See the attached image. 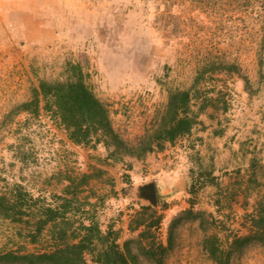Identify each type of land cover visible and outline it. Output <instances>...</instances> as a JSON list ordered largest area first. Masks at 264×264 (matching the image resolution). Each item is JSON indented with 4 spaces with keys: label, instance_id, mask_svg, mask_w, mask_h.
Segmentation results:
<instances>
[{
    "label": "rangeland",
    "instance_id": "1",
    "mask_svg": "<svg viewBox=\"0 0 264 264\" xmlns=\"http://www.w3.org/2000/svg\"><path fill=\"white\" fill-rule=\"evenodd\" d=\"M69 63L82 66L128 143L152 129L172 91H191L200 124L143 160L116 161L103 144L71 142L50 113L12 112L41 80L68 81ZM96 168L107 173L77 194L78 217L94 213L122 247L138 236L131 219L151 206L135 193L149 182L168 247L162 264H217L208 235L225 251L250 235L253 216L264 215V0H0V195L22 185L56 205L72 197L68 177ZM207 170L218 185L203 177L191 195V177ZM29 227L0 218V253L55 246L52 225L37 244ZM138 264L158 263L140 256ZM228 264H264V245L252 239Z\"/></svg>",
    "mask_w": 264,
    "mask_h": 264
},
{
    "label": "trees",
    "instance_id": "2",
    "mask_svg": "<svg viewBox=\"0 0 264 264\" xmlns=\"http://www.w3.org/2000/svg\"><path fill=\"white\" fill-rule=\"evenodd\" d=\"M67 70L71 75L68 81L41 80L38 87L33 89L31 98L12 112L34 117H38L41 111L50 113L67 132L71 142L76 145L103 144L109 151L108 158L116 161H122L126 156L143 160L148 154L163 150L167 143L172 144L189 135L200 124L199 113L191 109V91H172L165 111L152 129L138 143H128L114 128L109 107L86 83L82 66L69 63ZM106 173L96 168L77 178L68 177L66 194L72 197H58L61 201L56 205L34 197L22 185H14L10 194L0 195V218L31 226L27 236L33 244L40 242L48 226L52 225L49 234L56 242L50 251L0 253V264H138L140 256L162 264L168 247L158 240L162 215L158 216L153 207L141 206L143 213H137L131 219L129 229L138 232V236L126 241L123 247L118 242L120 233L113 227L104 232L94 213H87L88 217L84 219L78 217L80 210L76 203L80 201L77 194L91 180ZM203 177L209 183L218 185L215 173L203 171L199 177H191V195H196ZM184 215L193 216V211H186ZM77 222L79 226L73 229ZM200 224L206 231L204 221ZM252 239L264 245V215L253 216L251 234L236 238L230 250L225 251L220 247L216 235L205 238L204 248L217 264H228L233 251L243 248ZM133 245L137 254L133 253Z\"/></svg>",
    "mask_w": 264,
    "mask_h": 264
},
{
    "label": "water",
    "instance_id": "3",
    "mask_svg": "<svg viewBox=\"0 0 264 264\" xmlns=\"http://www.w3.org/2000/svg\"><path fill=\"white\" fill-rule=\"evenodd\" d=\"M135 193L136 197L142 202L149 203L153 207L158 206V195L155 183L149 182L139 185Z\"/></svg>",
    "mask_w": 264,
    "mask_h": 264
}]
</instances>
